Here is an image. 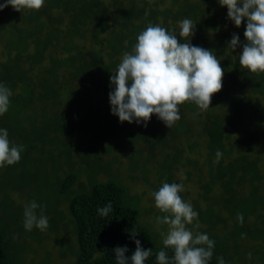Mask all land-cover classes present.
Returning <instances> with one entry per match:
<instances>
[{"label":"trees","instance_id":"1","mask_svg":"<svg viewBox=\"0 0 264 264\" xmlns=\"http://www.w3.org/2000/svg\"><path fill=\"white\" fill-rule=\"evenodd\" d=\"M185 18L196 25L194 35L184 41L178 33ZM224 18L229 19L227 7L218 0H45L38 11L17 12L11 5L0 10V83L12 93L0 128L8 131L12 145L23 149L18 163L0 168V264H22L26 239L40 241L42 233L57 225L56 210L44 232L22 230L25 205L39 200V182L46 179L56 184L54 205L66 198L76 245L71 264H117L114 248L127 247L125 255L130 257L135 240L143 249H152L145 264H157L160 250L171 261L173 250L158 240L159 233L138 222L135 200L126 199L122 183L92 178L88 189L68 194L78 172L58 173L88 133L94 140L113 136L118 141L124 135L119 117L111 112L110 77L149 24L175 31L181 43L211 50L224 75L222 89L213 94L206 111L184 103L179 106L180 120L170 129L153 116L147 127L127 136L131 143H139L130 156L132 168L143 172L139 163L146 160L145 149L147 160L158 164L154 192L165 182L175 183L172 175L177 169L192 165L200 178L204 167L207 180L201 188L208 203L197 209V218L206 225L201 233L215 242L209 264H218L220 248L228 253L226 260L239 255L237 238L264 240V187L259 188L264 178V73H251L239 65L246 18L239 27L231 19L226 22L240 39L234 51L228 46L232 36L223 29ZM101 121L107 122L104 128ZM199 147L205 150V160L198 165L194 157L200 154ZM217 151L222 153L219 160ZM91 154L85 149L81 156L83 162L92 161L88 173L96 170L98 159L89 158ZM146 174L147 169L144 180ZM13 195L25 202H17ZM109 203L112 211L102 216L98 209ZM36 211L39 215L41 209ZM238 214L243 215L242 224ZM249 215L255 220L247 223ZM228 220V230L237 235L233 241L225 237L227 230L217 238ZM186 227L195 233L192 224ZM256 253L264 263V246Z\"/></svg>","mask_w":264,"mask_h":264},{"label":"clouds","instance_id":"2","mask_svg":"<svg viewBox=\"0 0 264 264\" xmlns=\"http://www.w3.org/2000/svg\"><path fill=\"white\" fill-rule=\"evenodd\" d=\"M44 2L4 0L0 3V10L11 5L17 12L24 9L38 11ZM218 3L227 7V17L234 21L236 27L245 18L247 20L244 31L246 43L239 53L240 67L251 73H264V0H218ZM195 25L191 19H183L179 24V37L189 40L194 35ZM239 45V36L233 34L228 46L234 51ZM223 75L220 61L211 50L189 42L181 43L175 31L159 24H149L137 36L132 51L123 54L117 70L110 77V83L114 85V90L109 93L111 112L119 117L121 123L143 122L145 127L155 114L170 129L181 118L180 105L194 103L201 112L210 107L211 97L222 89ZM11 95V90L0 83V116L7 112ZM22 150L21 146L12 145L8 131L0 128V168L18 163ZM221 155L217 151V160ZM182 191V184L165 182L159 190L151 193L155 207L166 214L157 217L158 223L168 225L163 245L174 253L170 261L166 252L160 250L156 255L157 264H209L215 242L207 234L194 233L186 227L193 223L198 213L191 203L182 199L179 194ZM38 208L41 209L39 215ZM98 211L106 217L112 211V204ZM23 215L26 231L33 227L47 230L48 218L36 201L25 205ZM237 219L243 223L242 214H238ZM132 235L134 238L137 234ZM135 244L130 257L125 255L127 247L114 248L117 264H145L152 249H143L140 240H135ZM218 264H225L222 257L218 258Z\"/></svg>","mask_w":264,"mask_h":264},{"label":"rangeland","instance_id":"3","mask_svg":"<svg viewBox=\"0 0 264 264\" xmlns=\"http://www.w3.org/2000/svg\"><path fill=\"white\" fill-rule=\"evenodd\" d=\"M226 22H229V19L224 18L223 29H228V34L233 36L234 31L232 28H229V26L227 27ZM153 116L156 115L153 114L152 117ZM149 121L147 122V126ZM119 123L122 127L121 130L125 131L126 135L123 133L124 135L120 136V138L117 139L118 141H115L116 139L113 136L100 139L96 138L94 140L88 133L85 141L82 142L83 144L81 145L80 150L72 152L69 164L66 166V164L63 163L61 170L58 173H65L69 169H73L78 172L77 180L68 194L76 193L81 189H88L89 182L93 181L92 178L101 182L107 181L110 178H115V180L119 181L126 187V199L135 200L136 209L138 211V222L150 228L152 232L159 233L158 240L163 242V239L168 232V225L158 223L157 217H161L162 212L155 207L154 197L151 195L152 189H154L155 185L159 182V177L157 178V175L155 174L158 164L155 163L154 160L148 161V153L145 149L142 150V156H144V158L146 157V160H140L139 165L143 168L144 173L147 169V179L144 180L142 177L143 172L138 169H133L132 161L130 159L131 153L138 148L139 143L136 142V140H133L131 143L130 140L127 139V136L131 137L137 134L140 128L144 127L143 122L138 124L135 121L132 123L127 121L121 123L119 121ZM101 124L102 128H104L107 125V122L101 121ZM109 143L112 144L111 147L107 146ZM85 149L92 150L94 152V154H91L89 158L92 157V155H95L98 158L96 160V170L94 172L91 170V172L88 173L89 167L87 165L92 162L90 161L91 159L87 162H83L81 160L82 152ZM199 152L200 154L194 157L196 158L198 165L202 164L205 160V150L199 147ZM60 161L63 162L64 160L62 159ZM104 164L105 166H103ZM106 166H108V169H106ZM204 170V167H202L199 178V173L194 169V167L192 165H186V167L179 168L174 171L172 175V182L182 184L184 187V191L179 193L180 196L185 202L191 203L196 212L198 208L201 211L208 203L207 200L202 197L203 189L201 188V183L207 180ZM187 172L189 175L186 178ZM39 184L41 188L39 187L38 191L41 197L37 200V204L42 206L44 212H48L45 214L47 218L51 217L53 211L57 210V212H59L57 216V225L54 227L55 230L53 229V231H43L44 233L40 235L42 237L40 241L35 239H26L22 264H71L74 259L72 251H75L76 245L71 232L72 221L65 206L66 198L60 199L58 204L54 205L52 201L56 199V197L54 196L55 192L53 189H55L56 184L53 180L49 181L48 179L40 181ZM263 187L264 178L259 188L263 189ZM242 189L244 192H247L248 190L246 187ZM13 196V199L17 202H20L21 204L25 202L23 201L25 198L17 195ZM50 196H52V198ZM193 204H195V206ZM53 207L54 209L52 210L51 208ZM253 219V216L249 215L246 222H252ZM230 223L231 221L228 220L225 227H220L221 229H219L220 231L217 238L221 239L224 230H227L228 232L225 237L228 238L229 236L231 237V240L228 239V241H233V238L237 235H232V231L228 230L229 225H231ZM192 225L196 228L195 233H201L202 228L204 229L206 226L205 224L200 223L198 218L193 221ZM22 230L26 231L25 228H22ZM37 231V228L33 227V229L28 232L36 233ZM162 233L164 235H162ZM212 233L215 234L214 231H212ZM240 240L241 239L237 238L234 243L235 246L239 247V255L226 260V254L228 253L225 254L223 248H220L218 250V258L222 257L225 264H264L260 259V255L256 253V250L259 247L264 246V240H251L247 237L241 241ZM227 249L228 246H225V251ZM232 250L233 248L230 249V251ZM44 260L45 262H43Z\"/></svg>","mask_w":264,"mask_h":264}]
</instances>
